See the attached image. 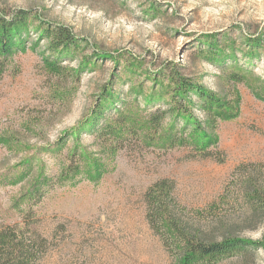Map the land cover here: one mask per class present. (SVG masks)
<instances>
[{
	"label": "rangeland",
	"instance_id": "374dc122",
	"mask_svg": "<svg viewBox=\"0 0 264 264\" xmlns=\"http://www.w3.org/2000/svg\"><path fill=\"white\" fill-rule=\"evenodd\" d=\"M0 21V264H184L178 229L264 264V0H0Z\"/></svg>",
	"mask_w": 264,
	"mask_h": 264
},
{
	"label": "trees",
	"instance_id": "16d2710c",
	"mask_svg": "<svg viewBox=\"0 0 264 264\" xmlns=\"http://www.w3.org/2000/svg\"><path fill=\"white\" fill-rule=\"evenodd\" d=\"M1 23L3 24V21H0ZM149 221L153 227H157L154 218L150 217ZM178 230L171 235L163 234V239L167 247H171L177 254L179 253L178 257L184 264H217L227 255L236 253L238 248L236 240L208 242L196 239L192 233ZM26 257H28L26 261L19 264H31V254L27 253Z\"/></svg>",
	"mask_w": 264,
	"mask_h": 264
}]
</instances>
